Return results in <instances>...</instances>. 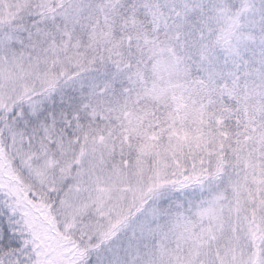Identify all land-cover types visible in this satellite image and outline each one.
<instances>
[{"label":"snow or ice","instance_id":"1","mask_svg":"<svg viewBox=\"0 0 264 264\" xmlns=\"http://www.w3.org/2000/svg\"><path fill=\"white\" fill-rule=\"evenodd\" d=\"M0 264H264V0H0Z\"/></svg>","mask_w":264,"mask_h":264}]
</instances>
